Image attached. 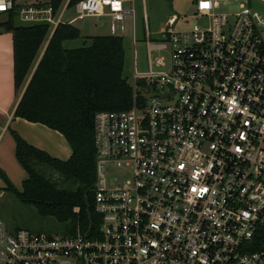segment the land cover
<instances>
[{
  "label": "built area",
  "instance_id": "2783aa9c",
  "mask_svg": "<svg viewBox=\"0 0 264 264\" xmlns=\"http://www.w3.org/2000/svg\"><path fill=\"white\" fill-rule=\"evenodd\" d=\"M124 1L73 6L109 15L110 35L131 28L132 104L94 115L97 234L9 230L0 217V264H264V11L254 0H195L203 22L176 29L183 16L171 14L157 44L144 15L139 71L136 12ZM13 4L0 0V12ZM52 11L30 6L20 19L53 30ZM108 166L122 173L110 184Z\"/></svg>",
  "mask_w": 264,
  "mask_h": 264
},
{
  "label": "trees",
  "instance_id": "16d2710c",
  "mask_svg": "<svg viewBox=\"0 0 264 264\" xmlns=\"http://www.w3.org/2000/svg\"><path fill=\"white\" fill-rule=\"evenodd\" d=\"M64 0H49L56 15ZM78 0H69L74 6ZM9 20L2 24L12 33L14 85H24L13 117L37 122L60 132L71 147L66 160L52 157L12 131L15 158L27 173L18 190L0 170L3 189L41 216L66 224L62 235L80 231L96 235L100 215L93 208L96 181L94 115L119 111L132 104V87L123 76L125 50L122 36H81L64 21L54 29L48 22L15 23L13 0ZM82 39L78 46L67 42ZM75 208L77 210H75ZM23 228L15 226L14 229ZM49 234V233H48Z\"/></svg>",
  "mask_w": 264,
  "mask_h": 264
},
{
  "label": "rangeland",
  "instance_id": "374dc122",
  "mask_svg": "<svg viewBox=\"0 0 264 264\" xmlns=\"http://www.w3.org/2000/svg\"><path fill=\"white\" fill-rule=\"evenodd\" d=\"M18 1L22 2L24 0H18ZM42 1L46 2L48 0H42ZM45 4L47 3L42 4L38 2L35 4L33 3L22 4L19 8L14 10L17 13L16 14L17 16L14 17V22L24 23V24L28 23L21 21L19 19L20 11L22 8H28L30 6L33 7L38 5L47 6ZM194 5H195V0H134L133 2L125 3V6L128 8L134 7L136 12L137 43H136V52H135V62H136V68L139 71H146L148 69V50L145 41L146 38L144 36V21H143L144 15L146 16V21L148 24L150 39L151 41L157 44L163 42L162 34L160 33V30L161 28L166 26V21L171 14H176L179 18L183 16V20H180L175 24L174 28L176 29L188 28L191 24L203 22L200 18L192 16L194 13ZM252 6L255 9L264 11V5H262L258 0H254L252 2ZM233 8H234L233 5H221L219 11L229 12ZM65 11L66 12L63 16V20H65L68 14L75 11V8L73 6H70ZM130 32H131L130 23H127V29L125 33L122 35L124 50H125V63L123 69V76L131 84L133 55H132ZM82 39L83 38H79L77 40L67 42L66 45L69 47L78 46L82 43ZM168 51L169 50H159V51L155 50L152 53V58H155L156 56H164L166 61H168L169 60ZM12 131L17 133L15 130L9 129L8 131L5 132L3 136H6L7 133H9L14 140ZM2 173L5 174V172L3 171ZM105 175L109 183V181H111L113 177L120 176L122 175V173L120 169H117L113 166H108L106 168ZM2 181L5 182L4 179L0 176V184H2ZM0 217L3 220H5L9 230H13L15 226H20L23 228H27L33 232H45L52 235L54 234L62 235L66 232L65 231L67 226L66 224L59 223L51 216L39 215L35 207L31 205L22 204L18 202V200L16 201L12 195L6 193L5 191H4V196L0 200Z\"/></svg>",
  "mask_w": 264,
  "mask_h": 264
},
{
  "label": "crops",
  "instance_id": "0c3cea01",
  "mask_svg": "<svg viewBox=\"0 0 264 264\" xmlns=\"http://www.w3.org/2000/svg\"><path fill=\"white\" fill-rule=\"evenodd\" d=\"M49 1V0H48ZM42 0H24L17 3H47ZM134 0H125V3ZM67 0L63 1V8ZM59 11L56 16H60V21H67L76 26L81 36L106 35L110 17L104 15H83L79 16L75 11L68 14L63 20L66 11ZM75 18V19H74ZM20 19V17H19ZM21 20V19H20ZM0 27H3L0 24ZM84 33V34H83ZM24 85L20 90L15 89L13 70V40L12 33L4 30L0 33V127L4 129L3 135L9 129L15 130L26 142L36 148L44 150L52 157L66 160L71 155V147L64 136L44 124L30 122L20 117H13L14 108L21 96ZM10 162H9V161ZM0 169L5 172L7 179L18 190L22 189V182L27 178V173L15 158V140L7 133L0 141ZM6 182L2 181L0 188L4 189ZM7 193V192H6Z\"/></svg>",
  "mask_w": 264,
  "mask_h": 264
},
{
  "label": "water",
  "instance_id": "95a60500",
  "mask_svg": "<svg viewBox=\"0 0 264 264\" xmlns=\"http://www.w3.org/2000/svg\"><path fill=\"white\" fill-rule=\"evenodd\" d=\"M9 20V12H0V24H4ZM5 28L0 27V33L4 32Z\"/></svg>",
  "mask_w": 264,
  "mask_h": 264
}]
</instances>
